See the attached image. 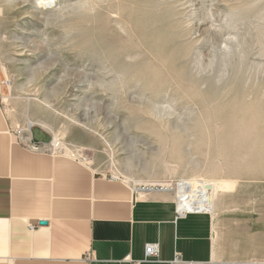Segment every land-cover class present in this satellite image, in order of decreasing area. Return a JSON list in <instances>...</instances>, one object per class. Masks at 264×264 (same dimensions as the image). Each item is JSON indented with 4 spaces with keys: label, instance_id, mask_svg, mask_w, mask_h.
Here are the masks:
<instances>
[{
    "label": "rangeland",
    "instance_id": "rangeland-1",
    "mask_svg": "<svg viewBox=\"0 0 264 264\" xmlns=\"http://www.w3.org/2000/svg\"><path fill=\"white\" fill-rule=\"evenodd\" d=\"M28 1L0 0L9 116L131 184L225 182L213 264H264V0Z\"/></svg>",
    "mask_w": 264,
    "mask_h": 264
},
{
    "label": "crops",
    "instance_id": "crops-1",
    "mask_svg": "<svg viewBox=\"0 0 264 264\" xmlns=\"http://www.w3.org/2000/svg\"><path fill=\"white\" fill-rule=\"evenodd\" d=\"M31 122L0 98V264H129L147 244L160 257L141 264H213V214L178 218L174 193L51 154L52 133Z\"/></svg>",
    "mask_w": 264,
    "mask_h": 264
},
{
    "label": "bare ground",
    "instance_id": "bare-ground-1",
    "mask_svg": "<svg viewBox=\"0 0 264 264\" xmlns=\"http://www.w3.org/2000/svg\"><path fill=\"white\" fill-rule=\"evenodd\" d=\"M54 0H32L28 2L40 3V6L45 9L47 4H50ZM29 6V5H28ZM34 123V122H31ZM62 142L60 139L55 137L53 145L58 148ZM68 149V148H67ZM138 183V182H135ZM228 184L225 182L217 183L214 180H197V179H187L181 180L178 184V190L180 192L181 198L190 199L189 204L192 207H205L207 211L211 214H218V207L215 201V194L222 188L226 187Z\"/></svg>",
    "mask_w": 264,
    "mask_h": 264
},
{
    "label": "built area",
    "instance_id": "built-area-1",
    "mask_svg": "<svg viewBox=\"0 0 264 264\" xmlns=\"http://www.w3.org/2000/svg\"><path fill=\"white\" fill-rule=\"evenodd\" d=\"M26 139L28 140V136H26ZM55 139H53L52 143L49 146V151L51 154L55 155L57 154L60 150H63V148L60 146L58 148H56L53 143H54ZM43 146L41 145H30V149L35 150V151H39V150H43ZM64 154L66 155L67 153L64 152ZM82 161L86 162L88 161V158H83L80 156L79 158ZM88 163H90L88 161ZM144 190L147 191H160V192H170V193H174L175 194V198H176V214L178 218H183L186 217L189 214H211L209 211H207V209L205 207H192L189 204L190 199L188 198H181L180 196V192L178 190L177 185L174 186V184H164V185H156V186H148L145 187ZM212 215V214H211ZM92 255H90L89 257H91ZM160 257V247L158 244H147L145 247V258L142 262H150L151 260H157ZM129 264H141L142 262L139 261H133V260H128ZM182 263V258L179 254L176 255V258L174 260V264H181Z\"/></svg>",
    "mask_w": 264,
    "mask_h": 264
},
{
    "label": "water",
    "instance_id": "water-1",
    "mask_svg": "<svg viewBox=\"0 0 264 264\" xmlns=\"http://www.w3.org/2000/svg\"><path fill=\"white\" fill-rule=\"evenodd\" d=\"M40 224L41 225H47V222H41Z\"/></svg>",
    "mask_w": 264,
    "mask_h": 264
}]
</instances>
